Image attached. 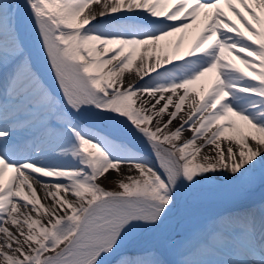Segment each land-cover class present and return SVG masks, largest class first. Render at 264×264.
Segmentation results:
<instances>
[{
  "label": "snow or ice",
  "instance_id": "6c2138e0",
  "mask_svg": "<svg viewBox=\"0 0 264 264\" xmlns=\"http://www.w3.org/2000/svg\"><path fill=\"white\" fill-rule=\"evenodd\" d=\"M217 180L264 183V0H0V264H109ZM169 243L176 264H264V206Z\"/></svg>",
  "mask_w": 264,
  "mask_h": 264
},
{
  "label": "rangeland",
  "instance_id": "374dc122",
  "mask_svg": "<svg viewBox=\"0 0 264 264\" xmlns=\"http://www.w3.org/2000/svg\"><path fill=\"white\" fill-rule=\"evenodd\" d=\"M143 146H144V148H147L145 145H143ZM145 152H148V149H146ZM259 171L260 170L258 169L257 170V176H259ZM122 172L127 174V170L124 171L122 169ZM131 174L132 175H137V173L135 171H133ZM120 179H124V175H114V174H112V170H110L109 173H107L105 175V177L98 178L97 183L100 184L106 190H109V191H120V188L118 187V181ZM204 185L205 186L206 185L210 186L212 189L213 188H219V189L208 190L206 192H199V189H201V188L198 187V192H196V193L191 192V191L194 190L193 189L189 193L191 195L190 198H191L192 202L203 201V200H222V199L227 200L229 197H231L230 193L226 190V189L229 190V187L222 186L218 180L217 181H213L210 184H204ZM220 188H224V189H220ZM247 189H248V191L252 190V188H247ZM231 190L232 189H230L229 191H231ZM248 191H245L244 193L240 194L241 195L240 197H243L244 195H247ZM205 214H209V213H205ZM211 217H214V215L202 216L201 214H199L198 217L193 218V219H182L180 221H177L174 224L175 225L174 229L172 227L171 230L167 234L164 233V234L160 235L159 238H162V241H163L164 245L166 244V248H168L172 258L175 260V263L180 258L179 250L174 248V247H172V246H170L169 241H171L172 239H177V240L180 239L183 234H185L187 232L194 231L197 227L202 225L207 219H209ZM141 231L142 230H139L136 233L132 234L129 237V239L125 242V244H127L133 237L137 236ZM151 251L152 250H150V251L146 250V253H141L140 255L123 254V255H120V258L121 257H126V258L131 259V260L159 258V259L163 260L165 262V264H169L166 260L163 259V257L161 256L162 254L160 255L159 253L155 252L157 254V256L156 257H152L150 254L153 251L152 252ZM113 264H115V263H113Z\"/></svg>",
  "mask_w": 264,
  "mask_h": 264
},
{
  "label": "bare ground",
  "instance_id": "6f19581e",
  "mask_svg": "<svg viewBox=\"0 0 264 264\" xmlns=\"http://www.w3.org/2000/svg\"><path fill=\"white\" fill-rule=\"evenodd\" d=\"M225 11H227V9H225ZM229 17H230L231 20H235L236 23L238 24V26H240V27L242 28V30H244V29H243V25L240 24V21L237 20L235 16H232L231 13H229ZM177 35H179V34H177ZM246 35H247V33H246ZM171 39L174 40L175 37H173V38H171ZM183 50H184V49L182 48L181 51H183ZM241 55H243V54H241ZM178 62H180V61H177V60H175V59H173V61H172V63H178ZM236 63L238 64V66H240V67H242V68L244 67V65L239 64V61H236ZM164 66H169V65H164ZM246 70H247V69H246ZM145 79H147V77H145ZM91 123H96V122H91ZM176 124H177V122H174V125H176ZM107 134H110V135H113V136H116V135H117V134H115L114 132H111V131H108ZM123 170L126 171L127 169L124 168ZM112 174H114V175H118L116 171H112ZM159 233H160V231L150 230V232L148 233V236H147V237H148V240H146V237H144L146 241H143V242H141L140 244L136 245V246H135V251H138V249H139L141 246L149 245L152 241L156 240V238L158 237V234H159ZM116 261H117V260H115L114 263H117Z\"/></svg>",
  "mask_w": 264,
  "mask_h": 264
},
{
  "label": "water",
  "instance_id": "95a60500",
  "mask_svg": "<svg viewBox=\"0 0 264 264\" xmlns=\"http://www.w3.org/2000/svg\"><path fill=\"white\" fill-rule=\"evenodd\" d=\"M140 237L136 238L135 240H133L123 251H126L128 248L131 247L132 243L137 241Z\"/></svg>",
  "mask_w": 264,
  "mask_h": 264
}]
</instances>
